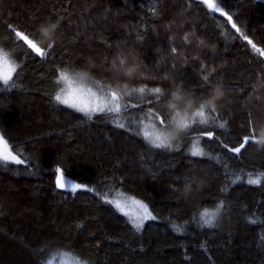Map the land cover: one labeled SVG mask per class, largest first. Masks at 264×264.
Segmentation results:
<instances>
[{
    "label": "trees",
    "instance_id": "obj_1",
    "mask_svg": "<svg viewBox=\"0 0 264 264\" xmlns=\"http://www.w3.org/2000/svg\"><path fill=\"white\" fill-rule=\"evenodd\" d=\"M216 2L231 22L202 0H0V47L16 49L10 58L21 64L12 83L0 82V132L28 158L0 162V264H42L58 249L91 264H264V182L251 185L246 175L264 172V141L228 150L250 129L264 132V56L231 28L264 49V2ZM14 30L51 44L47 57ZM62 69L99 81L90 85L103 92L146 85L170 95L154 105L145 94L140 108L88 119L55 101ZM128 69L139 76L125 78ZM205 99L216 120L192 136L213 132L201 140L210 156L191 155L192 137L175 125L168 134L183 137L179 150L157 149L136 127L117 126L149 110L163 116L178 100L190 113ZM125 101L141 104V94ZM58 168L87 187L59 188ZM236 174L243 179L225 188ZM115 191L145 202L156 219L135 230L107 202ZM220 201L215 226L201 227L199 213Z\"/></svg>",
    "mask_w": 264,
    "mask_h": 264
},
{
    "label": "snow or ice",
    "instance_id": "obj_2",
    "mask_svg": "<svg viewBox=\"0 0 264 264\" xmlns=\"http://www.w3.org/2000/svg\"><path fill=\"white\" fill-rule=\"evenodd\" d=\"M202 2L215 13H220L222 16L226 17L228 22L232 21V16L225 11L223 7L218 6L216 0H202ZM220 3L222 4L223 0H220ZM231 28L234 29L236 33H240L248 44L252 45V47L260 53V55L264 56V49H257L253 41L247 35H244L235 23H231ZM49 31H55V25H52ZM14 34L15 37H19L20 40L24 41L27 46L39 57H47L52 49L51 44L41 47L34 42V40L38 38L37 33L14 30ZM185 39H187V37ZM16 51V49H13L11 52H6L2 47H0V82H2L4 86H8L14 81V77L18 75V71L21 68V64L16 63L10 58ZM173 51H175V49H173ZM120 64L121 66H124V60H121ZM134 73L137 77L139 76V72L136 70L128 69L124 73V77L128 78ZM203 80L206 86H211L208 76H204ZM83 81L84 78L81 77L79 73H74L70 69L60 70L55 83L62 84L63 87L60 88L54 99L62 105H66L71 109L83 113L88 119H91L94 115H119L122 112H127L130 108H140L144 102L145 94H149L154 97L153 100L148 101L149 104L154 105L160 104L161 98L170 95V93L165 92L159 87L148 88L146 85L139 88L133 87L123 93L112 90L111 86H109V91L104 93L102 89L94 87L99 85V81L90 80V83L94 86H86ZM12 86L15 87V84L13 83ZM133 93L141 94V104H130L125 101V97H131ZM183 103V100H178L176 103L168 102L164 105L166 111L163 116H161L159 112H153L151 110L143 113V116H124L122 118L126 121V123H120L117 121V126L120 128H125L126 126L136 127L138 129V134L142 135L144 141L146 143H150L157 149L179 150L183 137L178 138L168 134V129L175 125L181 132L185 133L186 136L192 137L191 146L189 148L191 155L201 157L210 156L211 154L205 152L204 148L201 147V140L204 136L213 138V132L203 131L201 135L196 136H192V133L196 132L201 126H207L210 122H215L216 116L212 115L217 111L215 105L211 102V100L205 99L189 113L187 110L182 108ZM142 120H148V123L144 124L143 129L141 130ZM217 126L219 128H225L226 122L219 123ZM173 141H175V144ZM261 141H264V132L257 134L255 129H250L249 135L243 137V142L240 143L238 147H233L228 150L238 154L249 142L260 143ZM224 147L227 149L228 145L225 144ZM21 155L22 152L19 147L14 144H10L9 138H6L5 134L0 132V162H12L23 165L25 160L28 158L25 157L24 159H21ZM214 158L219 162V156ZM56 172V184L61 189L68 188L75 192L78 189L87 187L83 184L72 183L70 179L66 178L64 172L59 168L56 169ZM246 175L247 183L251 185H260L264 182V172L255 174L247 173ZM241 179H243V177L240 174H236L234 178L226 182L225 188L228 186V183L235 184ZM221 190L223 191L225 189L222 188ZM130 199L132 204H134L139 211L131 216L129 222L135 230L139 231L143 228V222L145 220H154L156 217L153 215L152 211L149 210V206L143 201L135 198ZM107 202L113 204L126 216L129 215V213L125 211V206L119 199ZM223 207L224 202L220 201L214 210L209 211L208 209H205L200 212V226L214 227L216 220L220 215V210ZM250 222L256 223V220H250ZM176 227L179 228L180 226L177 225ZM262 240H264V237H262ZM57 254H59V249L57 250ZM74 258L76 264H91L89 260L81 259L79 254H76ZM48 264H51V262L49 261Z\"/></svg>",
    "mask_w": 264,
    "mask_h": 264
},
{
    "label": "rangeland",
    "instance_id": "obj_3",
    "mask_svg": "<svg viewBox=\"0 0 264 264\" xmlns=\"http://www.w3.org/2000/svg\"><path fill=\"white\" fill-rule=\"evenodd\" d=\"M264 2V0H261ZM79 83V81H78ZM83 83L86 85V86H91L90 82H88L86 79H84ZM61 87H63L62 84H60ZM60 87V88H61ZM60 90V89H59ZM104 93H107V92H104ZM147 124V123H146ZM151 130V129H149ZM57 176V175H56ZM66 176V175H65ZM66 178L70 179L68 176H66ZM56 179V178H55ZM71 180V179H70ZM72 183H74V181L71 180ZM68 189V188H66ZM130 198H135L137 200H140L136 197H133L131 195H128V194H123V193H120V192H114V194L111 196V197H108L107 199L109 201L111 200H116V199H119L121 201V203L125 206V211L129 213L128 216H126L123 212H121L120 210H118L113 204V206L119 211L121 212L122 214H124L128 220H130L131 216H133L135 213H137L139 211V209L134 205L132 204L131 202V199ZM142 201V200H141ZM145 203V202H144ZM146 204V203H145ZM150 210V209H149ZM149 220V219H148ZM147 220H145L144 222H146ZM143 222V224H144ZM75 255H73L72 253H69V252H66V251H61L59 250V254H57V251L52 253L51 255H49L43 262L42 264H48V262L50 261L51 264H76V261H75Z\"/></svg>",
    "mask_w": 264,
    "mask_h": 264
},
{
    "label": "clouds",
    "instance_id": "obj_4",
    "mask_svg": "<svg viewBox=\"0 0 264 264\" xmlns=\"http://www.w3.org/2000/svg\"><path fill=\"white\" fill-rule=\"evenodd\" d=\"M49 31V29H45V32L47 33ZM56 101V100H55Z\"/></svg>",
    "mask_w": 264,
    "mask_h": 264
},
{
    "label": "water",
    "instance_id": "obj_5",
    "mask_svg": "<svg viewBox=\"0 0 264 264\" xmlns=\"http://www.w3.org/2000/svg\"><path fill=\"white\" fill-rule=\"evenodd\" d=\"M57 177V176H56ZM55 183H56V179H55Z\"/></svg>",
    "mask_w": 264,
    "mask_h": 264
}]
</instances>
